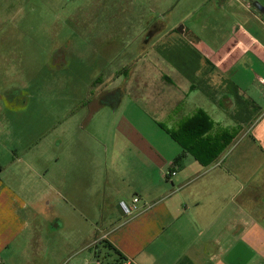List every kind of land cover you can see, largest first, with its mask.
<instances>
[{
	"label": "crops",
	"instance_id": "1",
	"mask_svg": "<svg viewBox=\"0 0 264 264\" xmlns=\"http://www.w3.org/2000/svg\"><path fill=\"white\" fill-rule=\"evenodd\" d=\"M177 3L193 5L191 16L209 4L207 12L218 21L203 28L216 37L225 20L226 37L197 38L206 31L191 22L178 29L162 21L144 24L139 52L117 70L95 76L94 82L111 87L84 98L80 114H86L78 120L88 130L75 141L61 139L64 151L48 161L47 175H0V264H104L116 258L112 247L130 264H264V0ZM153 9L158 7L150 15ZM125 100L126 109L135 103L148 116L159 112L171 131L202 109L215 123L213 133H240L210 165L186 151L179 167L174 159L184 147L176 140L171 150L154 146L134 109L116 125L96 118L104 108L124 113ZM3 104V116L16 111ZM3 116L0 155L2 135L11 132ZM113 129L141 150L138 175H115L113 168L101 173L96 158L88 170L87 156H98L105 132ZM106 136V151L110 145L114 155L124 152ZM190 155L194 160L186 162ZM152 164L163 174L149 175ZM192 166L197 172L182 175ZM0 167L2 173L1 158ZM172 170L175 175H166ZM134 196L138 210L126 215L119 203Z\"/></svg>",
	"mask_w": 264,
	"mask_h": 264
},
{
	"label": "rangeland",
	"instance_id": "2",
	"mask_svg": "<svg viewBox=\"0 0 264 264\" xmlns=\"http://www.w3.org/2000/svg\"><path fill=\"white\" fill-rule=\"evenodd\" d=\"M208 5H200L191 16L188 12L193 5L177 0L162 4L152 0H0V93L8 94L6 101L0 99V104H13L12 109L16 110L7 113L12 127L9 126L11 132L2 135L0 158L4 169L0 175H47L48 161L51 164L55 155L64 151L63 144H59L61 139L64 137L69 143L88 130L86 126L81 128L78 120L86 114V110L80 114L84 98L111 87L94 82L95 76L104 70L108 74L117 70L139 52L145 38L139 31L144 24L162 21L178 29L186 22L197 23L206 31L197 38L210 40L215 36L203 26L212 27L217 18L207 12ZM152 7L158 9L150 15ZM217 28L215 38L222 41L228 25L223 20ZM127 104L125 100L124 109ZM130 109L136 112L137 123L146 125L145 134L154 146L161 151L173 148L171 125L159 112H148V116L131 103L124 113L111 114V107L109 113L104 108L94 114L109 125H116L121 114L131 118ZM114 130L105 132L98 156H87V161L96 158L104 174L113 168L115 175H138L136 166L144 160L141 150ZM106 133L119 141V146L121 143L124 152L120 149L114 155L110 145L105 150ZM7 145L18 150L11 152ZM193 160L190 155L186 162ZM134 165L136 171L131 170ZM93 169L89 162L88 170ZM195 172L192 166L182 175ZM149 173L163 174L156 164L151 165Z\"/></svg>",
	"mask_w": 264,
	"mask_h": 264
},
{
	"label": "trees",
	"instance_id": "3",
	"mask_svg": "<svg viewBox=\"0 0 264 264\" xmlns=\"http://www.w3.org/2000/svg\"><path fill=\"white\" fill-rule=\"evenodd\" d=\"M215 123L202 109H198L192 116L181 120L172 137L178 141L184 150L176 156L174 163L183 166L186 151L191 152L204 166L213 163L225 151L240 133L239 129H222L213 133ZM112 251L116 258L104 264H130L129 259L115 247Z\"/></svg>",
	"mask_w": 264,
	"mask_h": 264
},
{
	"label": "built area",
	"instance_id": "4",
	"mask_svg": "<svg viewBox=\"0 0 264 264\" xmlns=\"http://www.w3.org/2000/svg\"><path fill=\"white\" fill-rule=\"evenodd\" d=\"M261 84L263 85V91H264V79H261ZM175 171L172 170L169 173H167L166 175H175ZM140 201V198L138 196H134L132 199V202H127L125 200H121L120 201V207L122 209V211L126 214V215H132L134 212H136L138 210V203Z\"/></svg>",
	"mask_w": 264,
	"mask_h": 264
},
{
	"label": "water",
	"instance_id": "5",
	"mask_svg": "<svg viewBox=\"0 0 264 264\" xmlns=\"http://www.w3.org/2000/svg\"><path fill=\"white\" fill-rule=\"evenodd\" d=\"M254 4H255V6L258 7L259 9H263L262 6H261L259 3L255 2Z\"/></svg>",
	"mask_w": 264,
	"mask_h": 264
}]
</instances>
